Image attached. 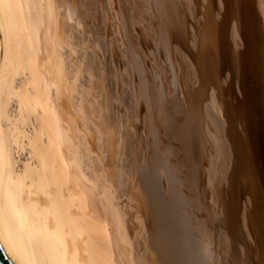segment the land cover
Listing matches in <instances>:
<instances>
[{"label": "rangeland", "instance_id": "1", "mask_svg": "<svg viewBox=\"0 0 264 264\" xmlns=\"http://www.w3.org/2000/svg\"><path fill=\"white\" fill-rule=\"evenodd\" d=\"M65 1L87 92L82 155L113 166L115 237L144 264H201L208 252L207 264H264V0ZM78 33L103 42L109 63ZM133 54L145 85L128 78Z\"/></svg>", "mask_w": 264, "mask_h": 264}, {"label": "bare ground", "instance_id": "2", "mask_svg": "<svg viewBox=\"0 0 264 264\" xmlns=\"http://www.w3.org/2000/svg\"><path fill=\"white\" fill-rule=\"evenodd\" d=\"M73 7L65 0H0L5 47L0 70V241L16 264H144L128 246L126 233L122 239L115 237L113 225L122 207L111 183L112 161H108L111 168L103 165L99 169L82 155L79 116L87 92L81 94L80 90L78 65L82 68L83 64L69 55L76 52L71 50L70 39L76 27ZM78 36L86 40L89 57H102L103 63L108 62L109 48L101 50L107 49L105 45L100 48L103 42L92 40L90 35ZM134 54L126 63L132 74L128 78L136 76L145 85L147 70L140 59L134 60L138 56ZM207 230L209 236L211 231ZM217 231L220 240L224 238L225 232L220 228ZM156 250L159 259L166 256ZM208 254L205 259L204 255L200 257L201 264L209 262ZM227 262L224 259V264Z\"/></svg>", "mask_w": 264, "mask_h": 264}, {"label": "water", "instance_id": "3", "mask_svg": "<svg viewBox=\"0 0 264 264\" xmlns=\"http://www.w3.org/2000/svg\"><path fill=\"white\" fill-rule=\"evenodd\" d=\"M5 59V47L3 41V35L0 29V70L4 64ZM0 264H16L10 255L7 253L5 248L2 246L0 241Z\"/></svg>", "mask_w": 264, "mask_h": 264}]
</instances>
